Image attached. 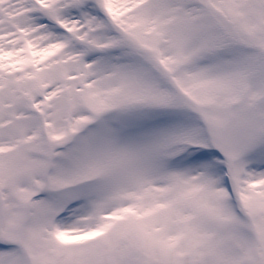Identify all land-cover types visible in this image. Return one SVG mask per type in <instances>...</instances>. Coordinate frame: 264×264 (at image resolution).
Segmentation results:
<instances>
[{
  "label": "snow or ice",
  "instance_id": "snow-or-ice-1",
  "mask_svg": "<svg viewBox=\"0 0 264 264\" xmlns=\"http://www.w3.org/2000/svg\"><path fill=\"white\" fill-rule=\"evenodd\" d=\"M0 264H264V0H0Z\"/></svg>",
  "mask_w": 264,
  "mask_h": 264
}]
</instances>
